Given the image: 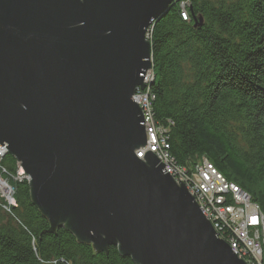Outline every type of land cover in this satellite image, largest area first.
<instances>
[{"label": "water", "instance_id": "obj_1", "mask_svg": "<svg viewBox=\"0 0 264 264\" xmlns=\"http://www.w3.org/2000/svg\"><path fill=\"white\" fill-rule=\"evenodd\" d=\"M174 4L0 0V146L51 229L135 264H244L155 155L134 156L145 35Z\"/></svg>", "mask_w": 264, "mask_h": 264}, {"label": "trees", "instance_id": "obj_2", "mask_svg": "<svg viewBox=\"0 0 264 264\" xmlns=\"http://www.w3.org/2000/svg\"><path fill=\"white\" fill-rule=\"evenodd\" d=\"M187 1L188 22L173 5L148 35L152 118L175 165L204 158L264 218V0ZM0 162L13 189V206L0 201V264H135L51 229L29 185L13 182L17 161Z\"/></svg>", "mask_w": 264, "mask_h": 264}, {"label": "built area", "instance_id": "obj_3", "mask_svg": "<svg viewBox=\"0 0 264 264\" xmlns=\"http://www.w3.org/2000/svg\"><path fill=\"white\" fill-rule=\"evenodd\" d=\"M181 21L188 20L185 7L181 2ZM185 3V4H184ZM153 82L151 70L143 76L145 90H136L131 97L133 103L141 110L144 120L145 146L135 152V156L143 161L144 153L155 155L165 166L164 171L178 185L181 181L190 196L195 199L204 219L210 223L217 238L230 247V251L245 264H261L264 251V218L259 209L239 188L229 184L212 168L204 158L195 166L186 169L175 165L168 154L166 135L168 131L157 125L152 118L149 85ZM220 217L221 219H217ZM227 227H223L225 223Z\"/></svg>", "mask_w": 264, "mask_h": 264}, {"label": "rangeland", "instance_id": "obj_4", "mask_svg": "<svg viewBox=\"0 0 264 264\" xmlns=\"http://www.w3.org/2000/svg\"><path fill=\"white\" fill-rule=\"evenodd\" d=\"M182 1H185L186 3H187V6L185 7V10H186V14H187V12H188V10H189V7H190V3L187 1V0H174V5H177V10H178V14L181 12V2ZM185 4V3H184ZM188 20H189V16H188ZM188 20H185V21H183V22H188ZM150 30V29H149ZM148 35H149V33H146V35H145V39H148ZM151 62V61H150ZM152 62H151V68H150V70H151V74H152ZM149 70V71H150ZM153 75V74H152ZM153 80H154V75H153ZM152 84H153V82H152ZM140 89V88H139ZM139 89H137V90H139ZM146 89V86L144 87V89H142V91L143 90H145ZM145 139H146V137H145ZM6 152H7V150H5V147H1L0 146V161H1V159L3 158V156L4 155H7L6 154ZM136 152V151H135ZM135 152H134V156L136 155L135 154ZM136 158H137V156H136ZM138 159V158H137ZM139 160V159H138ZM16 161V160H15ZM141 161V160H140ZM1 163V162H0ZM183 168H185V167H183ZM17 176H16V178H14V179H12L13 180V182H22V181H24V182H26L27 183V176L24 174V172H22V170H21V167H20V163H18V161H17ZM174 182V181H173ZM177 186H179V185H177ZM184 186V185H183ZM184 188H185V186H184ZM187 190V189H186ZM188 192V191H187ZM189 194V193H188ZM194 200V202H195V199H193ZM0 201H2L4 204H6V205H8V206H13V189H12V187H11V184H9V180L7 179V178H5V174L0 170ZM196 203V202H195ZM197 204V203H196ZM221 219L220 217H217V219ZM222 221H227V220H223V219H221ZM229 221V220H228ZM229 223L227 222V223H225L224 225H223V227H227V225H228ZM212 228V227H211ZM213 230V229H212ZM237 258V257H236ZM237 260H239V259H237ZM240 261V260H239ZM241 261H242V259H241ZM243 262V261H242ZM245 262V261H244ZM243 262V263H244ZM245 264V263H244Z\"/></svg>", "mask_w": 264, "mask_h": 264}, {"label": "bare ground", "instance_id": "obj_5", "mask_svg": "<svg viewBox=\"0 0 264 264\" xmlns=\"http://www.w3.org/2000/svg\"><path fill=\"white\" fill-rule=\"evenodd\" d=\"M151 31V29L150 30H148V32L147 33H149ZM147 41H148V39H146Z\"/></svg>", "mask_w": 264, "mask_h": 264}]
</instances>
